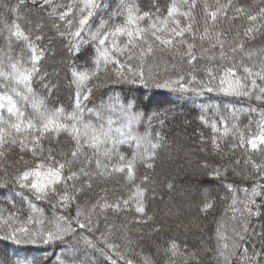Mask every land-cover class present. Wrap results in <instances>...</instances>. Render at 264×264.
I'll return each instance as SVG.
<instances>
[{
    "label": "snow or ice",
    "instance_id": "6c2138e0",
    "mask_svg": "<svg viewBox=\"0 0 264 264\" xmlns=\"http://www.w3.org/2000/svg\"><path fill=\"white\" fill-rule=\"evenodd\" d=\"M196 6L197 0H172L166 14H162L159 8L142 10L135 0H112L93 27L92 21L104 8L103 0H0V189H14L22 197L31 212L27 219L35 225L12 227L15 214L5 218L0 212V225L8 226L6 231L0 227V240L17 246H59L51 254L55 264H98L97 254L111 264H117L113 255L124 264H154L150 255L142 250L135 252L132 245L138 247L140 241L130 237L129 225L147 224L154 219L146 213L150 177L146 174L141 183H136L137 165L153 167L156 149L164 137L153 127L158 114L146 116L127 97L121 100L110 95L98 103L90 101V81L111 66L116 84H140L189 98L213 94L255 101L257 106L248 104L245 109L230 100L202 104L200 120L211 128L210 146L220 160H205L201 167L209 178H223L226 193L230 194L220 197L227 201V207L209 237L214 246L209 245L206 252L212 254L215 264H264V161L253 159L254 153L264 157V48L245 47L264 29V7L253 11L233 0H216L213 10L205 2L201 31L194 14ZM33 11L36 20L30 15ZM21 20L29 25L27 30ZM46 20L67 40L71 57H78L86 45L93 49L91 68H70V83L75 87L71 111L63 105L50 108L32 86L44 57V50L36 42L44 39ZM221 20L249 22L243 38L238 29L229 43L226 33L217 28ZM18 45H22L19 51ZM257 56L258 61L253 59ZM161 64L165 73L170 67L172 74L153 73V67L160 68ZM43 86L49 95L54 92V85ZM245 110L249 116L247 132L239 125ZM253 125L258 131H253ZM62 133L70 138V149L63 147ZM230 136L234 138L231 155L221 147L222 139ZM206 142L202 136L201 143ZM237 149L247 154L243 172L239 168L241 159H232ZM230 173L251 181L250 186L228 183ZM116 174L131 187L127 196L116 195L113 200L106 182ZM168 188L172 190L174 185L170 183ZM112 191L115 194L118 190L113 187ZM152 195H157L154 188ZM34 201L50 205L51 218ZM11 203L15 207V201ZM133 207L137 214L133 219L119 225L110 222V212L119 216ZM213 207L206 198L200 211L207 213ZM160 230L159 226L152 229ZM184 249L181 252L179 243L172 240L164 249L165 264H177L178 259L184 264H201L195 251H189L187 245ZM130 253L140 259L133 260ZM0 264L40 261L17 255L3 258Z\"/></svg>",
    "mask_w": 264,
    "mask_h": 264
},
{
    "label": "trees",
    "instance_id": "16d2710c",
    "mask_svg": "<svg viewBox=\"0 0 264 264\" xmlns=\"http://www.w3.org/2000/svg\"><path fill=\"white\" fill-rule=\"evenodd\" d=\"M142 10L150 11L154 8H159L162 14H166V9L170 6L172 0H135ZM179 2V0H178ZM207 2L210 9L214 10L216 0H197V6L194 10L197 25L201 31L203 29L204 12L203 5ZM225 0H221L224 3ZM234 3L242 4L253 11H258L260 7H264V0H233ZM112 0H103L104 8L101 9L98 16L92 21L93 27L99 22L100 16H104L109 4ZM33 20L38 19L35 11L30 13ZM183 20V18H181ZM20 23L27 30L29 25L21 20ZM247 21L237 20L224 22L217 25L218 30L226 33L229 43L237 35V30L243 38V32L248 26ZM61 31L65 28L61 25ZM44 39L38 41V45L44 50V57L39 62L40 73L33 79L32 86L38 96L42 97L46 104L51 107H59L63 105L65 110L71 111L75 98V87L70 83L71 75L70 68L78 66L81 70L91 68V57L93 49L90 45L81 48L78 57H71L67 51V40L61 38L55 28L51 26L49 21H45L42 29ZM197 45L200 41L197 39ZM3 45V40H0V46ZM207 47V42H205ZM22 45L17 46V51ZM227 47V45H226ZM245 47L249 50H259L264 48V29L261 34H258L255 39L249 40ZM199 52V47L197 48ZM239 59V56L237 57ZM179 59V58H177ZM254 60H259V57H253ZM204 64L205 61H201ZM251 64L252 61H246ZM185 69L187 65H184ZM147 71V68L145 69ZM153 73L159 72L161 76L171 75L172 71L169 67L168 73L164 72L163 64L160 68L153 67ZM201 75L203 73H200ZM43 77V82L41 80ZM114 81V72L109 67L107 72L101 71L97 79L90 81L92 87V96L90 101L99 102L101 98H107L110 95L119 96L121 100L127 97L129 101L135 104L137 111L145 113L146 116L156 115L153 121V127L162 132L163 141L161 146L156 149L155 158L152 161L153 167L146 168L143 163L137 165L136 183H141V178L148 175L150 180L146 186L148 188L146 198V213L153 216V221L147 224L132 223L129 225L130 237L140 244L135 248L136 253L141 250L144 254L150 255L154 264H165L167 257L164 249L168 247L172 240H175L180 245V251L183 252L184 246L187 245L189 251H195L198 255L201 264H215L212 254L206 252L209 245L214 246V241L209 237L214 234L216 222L225 214L227 201L221 199V196L230 195L226 193L224 187V180L209 178L207 170L201 167L203 161L208 160L214 163L220 160V156L216 155L211 146L210 138L212 131L209 126H206L200 120L202 104L215 105L221 101L230 100L231 103L237 107L245 109L248 104L257 106L255 101L240 100L235 98H224L207 94L203 98L197 97H181L178 93L169 92L166 90H158L155 88H145L140 84L120 83L116 84ZM48 83L54 85V92L49 95L43 84ZM3 92V89H0ZM88 106L91 107L90 102ZM30 111V109H29ZM4 115L7 116L6 111ZM211 116V113H208ZM258 119V117H257ZM249 116L247 111H242L239 125L240 128L247 132L246 125L248 124ZM147 121H145V124ZM140 131H143V126H139ZM253 131H258L255 125L252 126ZM206 138V143H201V137ZM60 140L65 150L70 149L71 141L66 134H61ZM234 142L233 137L222 139L221 147L224 153L231 155V145ZM45 141V146H47ZM57 147H60L57 145ZM130 155V150L124 149ZM247 154L242 149H237L236 157L241 159L239 168L241 172L244 171L243 159ZM253 159L257 162L264 161V157L259 154H253ZM248 171H251L250 166ZM2 175V174H0ZM228 183H234L236 186H242L247 183L249 186L251 181H243L240 176H228ZM109 189L108 196L110 199H115L116 195H128V189L131 187L127 185L124 177L116 174L107 182ZM173 184L174 188L170 190L169 184ZM101 184V187H104ZM115 187L118 191L114 194L112 189ZM155 189L157 195L153 197L152 189ZM99 191V189H97ZM210 200L214 207L209 209L207 213L201 212L200 207L205 199ZM15 201V207L11 201ZM39 207L45 209V216L51 218L52 210L50 205L39 201H34ZM0 212L6 218L10 213H14L16 222L12 227L27 226L29 228L35 227L29 223L28 216L31 214L26 202L22 201V197L15 194L14 189L4 188L0 189ZM137 214L133 210L122 213L117 216L114 213H109L110 222L119 225L122 222H127L133 219ZM104 221L101 220V227ZM156 226L160 227L159 232L152 231ZM4 230H7V225H0ZM142 230V231H140ZM2 234V233H0ZM123 234V233H121ZM141 235L143 239L141 240ZM114 239H116L114 237ZM121 245L124 241L118 240ZM157 247L160 251L157 252ZM59 246L53 245H14L11 241L0 240V260L3 258H13L14 256H33L36 257L40 264H55L52 259V252L58 251ZM133 260H139L137 254H131ZM47 257V258H46ZM113 259L117 264H124V261L119 260L117 255H113ZM96 260L98 264H111V262L104 256L97 254ZM177 264H184L182 259L177 260ZM189 264H195L194 261H189Z\"/></svg>",
    "mask_w": 264,
    "mask_h": 264
}]
</instances>
